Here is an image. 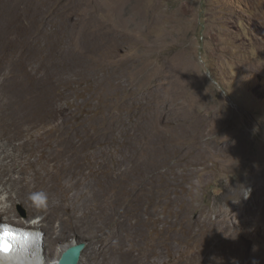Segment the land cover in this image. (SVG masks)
Listing matches in <instances>:
<instances>
[{"label":"bare ground","instance_id":"bare-ground-1","mask_svg":"<svg viewBox=\"0 0 264 264\" xmlns=\"http://www.w3.org/2000/svg\"><path fill=\"white\" fill-rule=\"evenodd\" d=\"M75 1L0 0V224L17 227L20 242L40 233L42 255L32 246L23 250L34 264H56L77 238L86 240L77 264H264L263 183L245 198L239 191L225 195L242 199L239 206L250 214L243 230L231 209L212 220L195 217L178 181L185 174L169 179L164 149L171 147L137 142L135 128L118 145V134L104 129V114L55 110L57 66L100 65L122 35L123 23L111 29L98 18L95 0ZM169 97L176 100L170 92L160 100ZM189 120L195 135L198 126ZM205 148L209 157L227 153L231 165L244 162L230 146ZM38 192L42 202L34 198ZM244 233L252 237L248 254L238 239ZM69 236L76 239L59 244Z\"/></svg>","mask_w":264,"mask_h":264},{"label":"rangeland","instance_id":"rangeland-1","mask_svg":"<svg viewBox=\"0 0 264 264\" xmlns=\"http://www.w3.org/2000/svg\"><path fill=\"white\" fill-rule=\"evenodd\" d=\"M94 7L111 29L123 23L122 35L100 65L57 66L55 110L104 114V129L118 134V145L132 128L139 143L162 141L171 147L164 149L173 170L169 179L185 174L178 181L188 190L185 204L195 217L212 220L231 209L236 228L250 225L242 199L225 195L239 191L245 198L264 184V0H95ZM169 92L176 100L162 103ZM189 119L198 126L195 135ZM209 144L230 146L244 162L231 165L227 153L209 157ZM247 235L238 238L246 254L252 242Z\"/></svg>","mask_w":264,"mask_h":264},{"label":"clouds","instance_id":"clouds-1","mask_svg":"<svg viewBox=\"0 0 264 264\" xmlns=\"http://www.w3.org/2000/svg\"><path fill=\"white\" fill-rule=\"evenodd\" d=\"M36 197L40 198L41 201L46 199L45 194L43 192L35 193L34 198ZM35 233L40 240H35L34 246H37V250L41 253V249L39 246L41 242L40 233ZM13 240H16V237L11 232L6 231L0 234V254L8 253V255H0V264H34L33 261L26 258L23 251H17L15 245L10 246L9 242Z\"/></svg>","mask_w":264,"mask_h":264},{"label":"water","instance_id":"water-1","mask_svg":"<svg viewBox=\"0 0 264 264\" xmlns=\"http://www.w3.org/2000/svg\"><path fill=\"white\" fill-rule=\"evenodd\" d=\"M83 244L76 243L65 249L56 264H77Z\"/></svg>","mask_w":264,"mask_h":264},{"label":"snow or ice","instance_id":"snow-or-ice-1","mask_svg":"<svg viewBox=\"0 0 264 264\" xmlns=\"http://www.w3.org/2000/svg\"><path fill=\"white\" fill-rule=\"evenodd\" d=\"M38 202H42L41 200H40V198H38V197H36L35 198Z\"/></svg>","mask_w":264,"mask_h":264}]
</instances>
